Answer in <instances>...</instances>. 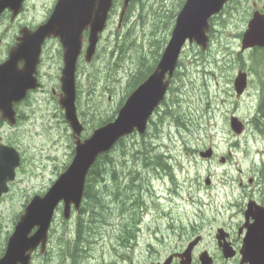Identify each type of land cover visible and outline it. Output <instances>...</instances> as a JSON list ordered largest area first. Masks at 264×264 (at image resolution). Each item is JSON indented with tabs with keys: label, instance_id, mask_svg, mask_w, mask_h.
I'll list each match as a JSON object with an SVG mask.
<instances>
[{
	"label": "rangeland",
	"instance_id": "1",
	"mask_svg": "<svg viewBox=\"0 0 264 264\" xmlns=\"http://www.w3.org/2000/svg\"><path fill=\"white\" fill-rule=\"evenodd\" d=\"M51 4L52 0H28L26 9L18 20L12 24V30L15 31L20 22L34 25L42 22L48 16L47 11ZM163 5L164 2H162V7ZM120 12L121 6H118L102 41L101 51L106 54L108 67L105 69L101 67L102 63L98 64L97 70L101 75L94 78L95 88L99 93L92 92V89L83 95V99L91 104L88 110L82 109L84 119L87 121L88 129L85 130L87 132H89L92 124L96 123L95 116L105 118L111 115L121 98L126 95L127 81L130 74L137 70L139 55L144 54L149 59L154 57L158 51V43L163 41L166 35L160 29L158 33L160 37H158L155 32L158 23H150L148 21L150 16L142 25L135 26L134 21L137 14H134L129 20V27L133 28L135 33L143 36L144 40L139 43L135 36V41L131 44L126 41L128 51L121 47L116 48L115 45L108 47L111 33H116L118 27L122 28L123 26V24L119 26ZM221 17V15L217 16L213 21L217 39L213 40L211 46L212 57L215 58L216 55L222 53V48H219L218 45L219 42L227 43L231 48V52H235L236 57L241 49V39L238 38L237 34L244 28H232L227 32L228 38L225 39L220 35L222 30L219 23ZM9 24V17H5L1 21L0 40L2 36L6 37L10 33ZM236 25L233 21L229 24L230 27H236ZM126 29L127 26L124 27L123 31H126ZM114 39L121 45L120 38L116 37ZM190 46V44H186L183 48L179 63L183 62L184 67H186L184 72L191 76V81L196 80L197 82V90L190 93L188 106L192 116L198 119L201 126L198 130L190 132L184 129L177 130L168 124L162 127L160 136L154 141L155 146L153 149H151L149 143L138 147L132 145L129 147L130 150L140 149V152L134 156V160L127 159L129 163L135 160L147 163L151 159L159 157L160 154L163 157H168L171 163L168 166L175 175L174 181L163 172L148 175L150 189L145 196L146 199H131L136 204L135 214H142L144 219L143 228L138 229L136 235L130 238L131 240L124 238L118 245L109 237L103 240L100 239V241L99 238L103 235L124 236L125 233L120 228L119 219L110 216L106 223L91 225L87 228L92 234L88 238L91 242L90 247L87 253L81 256V259V253H78L76 249L73 254L76 264H154L155 249L150 244L149 233L153 221L158 218L157 221L162 222L161 214L163 211L169 214L172 213V210L179 219L178 224L181 229L192 231L198 228L203 231V245L212 248L215 247L212 241L215 229L229 222H238L241 219L238 209L230 206V202L234 201L236 203L240 196V189L237 187L238 169L239 167L249 168L253 162L259 160L261 155L258 152L264 148V143L260 140H264V138L257 135L258 140H256L251 131H248L239 139L234 138L229 126V118L231 115H236L241 120L243 118L251 121L256 113L259 89L251 85L246 97L240 101V98L235 95L232 84L238 68L229 70L226 74L218 73L216 76L195 74L196 71L190 63L199 58L203 60L202 56L205 57L206 61L210 57L206 51L199 52L198 47L190 48ZM193 53H197V55L193 57ZM235 57L230 59L233 60ZM119 58H123L121 61L124 62H118ZM50 68L51 60L49 54L46 53L43 70L49 72ZM199 69L203 70L204 66H199ZM81 78L82 74L80 73L79 79ZM21 114L23 116L21 118L23 126L21 128L20 152L24 160L20 168L19 182L15 186V190L19 191V197L14 202L8 199L0 205V245L4 243V248H6L7 239L19 220L17 215L25 209L23 205L27 199L36 193L45 191L70 162V132L67 126L64 124L63 127V123L57 119L52 106L48 108L47 105L42 104L38 109L34 108V111L21 110ZM179 115L180 111L174 113L173 120H177ZM12 139L18 140L17 136L12 137ZM135 141L136 139H129L128 145L135 143ZM235 143L238 144L237 147L234 146ZM212 145L217 151L215 152L217 156L215 163H210V161L199 157L200 151H205ZM228 153L232 154V160L228 164H220L221 156ZM118 154H122V152ZM246 154H249V156H246ZM119 166H122V162ZM119 166L117 170L121 168ZM129 173L134 176L136 172L129 170ZM207 176L212 181L209 187L205 185ZM141 177V183L148 179L144 176ZM228 182L230 183L228 184ZM138 184V181L132 179L131 185L134 188ZM94 190L97 191L98 189L93 188V185L89 183L91 204L94 201ZM108 190H110L109 186ZM145 203L148 205H145ZM197 214H201V218H198ZM83 218L84 215L82 216V224L83 222L85 224ZM63 221V216L60 214L56 219V233L62 232L64 228ZM141 221L142 219L139 218L138 223ZM74 226L75 218H73L71 228L73 229ZM172 230L173 228H170L169 231ZM175 230L180 231L178 226ZM94 232L96 233L93 234ZM50 237L53 239L52 236ZM83 243H86V235ZM114 244L116 248L102 254ZM144 251L148 254L147 258L141 257ZM34 256L31 264H41L46 261L41 253H36ZM93 258H96V260H93Z\"/></svg>",
	"mask_w": 264,
	"mask_h": 264
},
{
	"label": "water",
	"instance_id": "2",
	"mask_svg": "<svg viewBox=\"0 0 264 264\" xmlns=\"http://www.w3.org/2000/svg\"><path fill=\"white\" fill-rule=\"evenodd\" d=\"M201 0H190L178 18V25L173 33V39L165 52L164 58L159 65V69L151 77V79L140 87L135 93L134 97L128 102L126 107L122 110L119 120L110 124L105 128H100L95 132V135L86 140L80 146V152L77 160H74L69 169L60 176L58 181L53 185L49 192L36 201L28 210L23 221L16 227L15 237L12 239L8 253L10 256L0 264H28L29 255L27 251L36 248L37 244L42 242V248L46 241V232L53 216V212L57 204L65 197L67 193L76 192L81 193L84 188L85 175L91 165L98 157L99 154L107 151L116 141L115 139L122 133L126 132L129 128L137 126L144 128L145 121L151 111L162 100L168 82H164V73L166 70L174 65L181 45L185 38H196V41L202 48H206L210 31L209 18L220 11L221 3L223 0H204L202 8H198ZM22 0H0V13L5 7H11L16 12L21 7ZM100 0H59L56 10L53 15L54 18L49 24L43 26L36 33H29L25 29L22 31L24 37L21 39L22 43L12 53L17 59H24L27 62L33 61L39 54V49L44 38L51 32L63 35L64 33V47L66 48V68L64 70V97L63 104L67 108V118L70 120L72 126L79 133L81 126L78 124L74 101L76 99V89L74 87V75L76 68V61L80 52V45L78 41H72V33L77 34L88 23L94 22L96 26L99 25L101 18L95 11L97 6H100ZM197 21V28H187L185 23ZM263 19H257L252 25L251 30L245 35L244 47L254 45L256 43L264 42V35L259 38V31H263L261 27ZM17 62H11L7 67H0V95L13 93L11 88L18 90L22 87H27L30 84V76H20L13 79L11 76L16 72ZM17 97L22 98L23 94H15ZM135 114V119L131 126H126L122 123L130 114ZM83 153H86L87 159H84ZM19 164V156L7 166V175L12 177L15 167ZM3 167V166H2ZM7 191L6 187L0 186V195L2 192ZM67 199V197H66ZM70 201L78 202L77 198H68ZM33 219L39 225V230L32 238L27 235L31 231L32 226H28ZM22 230V238L20 231ZM248 247L243 248L242 254L244 256L243 262L246 257H249L251 264H264V233L259 229L255 233L248 235ZM255 251L257 254H255ZM13 255V257H12ZM12 257V258H10ZM255 258V259H254Z\"/></svg>",
	"mask_w": 264,
	"mask_h": 264
},
{
	"label": "trees",
	"instance_id": "3",
	"mask_svg": "<svg viewBox=\"0 0 264 264\" xmlns=\"http://www.w3.org/2000/svg\"><path fill=\"white\" fill-rule=\"evenodd\" d=\"M173 9H174V5H171L164 14L160 16H156V17H153V16L149 17L148 21H150V23L151 22L158 23V25L155 27V32H156V29L160 26L162 27V25H164L165 29L168 28V23H169V20L171 19V14L173 12L172 11ZM122 43H124V40H122ZM147 67H148V70L139 77V80H138L139 82L142 81L145 78V76L152 70L153 66L150 63V61H147ZM180 80H181V85H184L183 78H180ZM260 113L264 116V102L262 103L260 107ZM263 127H264V119H263ZM113 153L114 152L106 153L99 157L98 161L94 164V166L91 169L90 179L88 181L89 183H91V185H93V188H95L94 187L95 184L103 181L106 175L112 174L113 175L112 181L116 184L115 185V190H117L116 195L119 197V200H120L118 204L119 208L126 209L128 206H136V204L131 200L135 198H133L130 194H126L128 193V189H130V186L128 185L131 183L134 177H129V179L126 181H121L119 179V176L122 172L117 170L119 165L113 161V157L112 155H110ZM126 175H129V174L126 173ZM124 191H126V193ZM86 193H89V198H90L91 194L89 192V185H88V190L86 191ZM103 202L104 201H101V200H95L93 201L92 204H87V206H89L92 209V211L91 213L87 212L84 215L83 219L85 221V224L84 222L82 224V216L79 218L80 229L77 232V237L75 239V242L78 248L77 249L78 253L79 252L81 253L80 258L83 254L87 253L88 248L90 247V244H91L88 238L91 237L92 234L90 230H87V228H89L93 224L97 225L98 223H106L108 221V216L106 215L104 211V209L107 208V206L103 204ZM121 214H123V211L121 212ZM134 218H135V215H133L131 218H128L127 220L131 222L134 220ZM122 230L126 234V230L123 228ZM85 235H86V243H83ZM64 252L69 253L70 250L66 248V242L65 241L63 242L62 240H60L57 243L56 249L54 251L56 259L58 260L59 264H67L64 259Z\"/></svg>",
	"mask_w": 264,
	"mask_h": 264
},
{
	"label": "bare ground",
	"instance_id": "4",
	"mask_svg": "<svg viewBox=\"0 0 264 264\" xmlns=\"http://www.w3.org/2000/svg\"><path fill=\"white\" fill-rule=\"evenodd\" d=\"M164 0H159V2H162ZM124 44L127 46L126 44V41H124ZM20 114H21V111H20ZM22 114H21V118H22ZM119 200V199H118ZM120 200L118 202H115V203H111V202H103V204H105L107 206V208L104 209L106 215L108 216V219L110 218V216H114L116 217L117 219L120 220V224L122 226L123 222H124V215L121 214V212L123 211V208H119L118 204H119ZM135 207L136 206H129V209L128 207L126 208V217L127 219L128 218H131L133 215H135ZM132 215V216H131ZM173 228L172 231H169L170 234L172 236H174V234H172V232H177L175 234V236H178L180 235V231L179 230H175L176 226H173L171 227ZM96 232H94L93 234H95ZM83 258V257H82ZM81 259V258H80ZM80 261V260H79Z\"/></svg>",
	"mask_w": 264,
	"mask_h": 264
},
{
	"label": "flooded vegetation",
	"instance_id": "5",
	"mask_svg": "<svg viewBox=\"0 0 264 264\" xmlns=\"http://www.w3.org/2000/svg\"><path fill=\"white\" fill-rule=\"evenodd\" d=\"M20 66H22L21 64H20ZM61 71H62V69H61ZM60 71V72H61ZM58 88H60V83H59V78L57 79V86L56 87H53L52 88V92L53 93H56V90L58 89ZM19 105H21V103L20 102H17V103H15V105H14V108H15V112H16V123H15V125H13V128H11V126L10 125H8L1 117H0V142H4V138H5V136L11 131V132H13V133H16V134H18V136L20 137V135H21V124H20V116H19ZM177 232H172V234H174V236H175V234H176ZM233 243V242H232ZM234 244V243H233Z\"/></svg>",
	"mask_w": 264,
	"mask_h": 264
}]
</instances>
